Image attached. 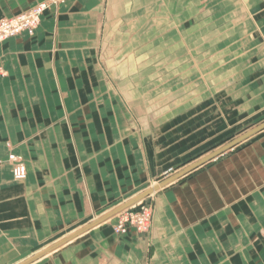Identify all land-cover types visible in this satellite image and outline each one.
Returning a JSON list of instances; mask_svg holds the SVG:
<instances>
[{
	"label": "crops",
	"instance_id": "crops-1",
	"mask_svg": "<svg viewBox=\"0 0 264 264\" xmlns=\"http://www.w3.org/2000/svg\"><path fill=\"white\" fill-rule=\"evenodd\" d=\"M47 1L0 0V19ZM148 2L65 0L33 36L0 43V264L80 231L29 264H264V130L147 197L146 233H116L119 213L85 229L192 165L174 171L150 149L103 62ZM263 2L230 6L254 14ZM10 153L25 164L22 182Z\"/></svg>",
	"mask_w": 264,
	"mask_h": 264
},
{
	"label": "rangeland",
	"instance_id": "rangeland-1",
	"mask_svg": "<svg viewBox=\"0 0 264 264\" xmlns=\"http://www.w3.org/2000/svg\"><path fill=\"white\" fill-rule=\"evenodd\" d=\"M224 2L149 0L103 60L137 132L148 130L174 171L264 124V6L253 14ZM147 197L125 210L153 205Z\"/></svg>",
	"mask_w": 264,
	"mask_h": 264
},
{
	"label": "built area",
	"instance_id": "built-area-1",
	"mask_svg": "<svg viewBox=\"0 0 264 264\" xmlns=\"http://www.w3.org/2000/svg\"><path fill=\"white\" fill-rule=\"evenodd\" d=\"M64 1L49 0L14 17L0 19V43L20 35L33 36L44 12L51 6H56ZM8 162L11 165L13 180L17 182L24 181L27 177V171L23 161L15 154L10 153L8 155ZM136 208L123 211L118 223L114 227L116 233L125 234L130 229H134L138 233H146L148 231L154 213L153 205L150 203H140Z\"/></svg>",
	"mask_w": 264,
	"mask_h": 264
},
{
	"label": "water",
	"instance_id": "water-1",
	"mask_svg": "<svg viewBox=\"0 0 264 264\" xmlns=\"http://www.w3.org/2000/svg\"><path fill=\"white\" fill-rule=\"evenodd\" d=\"M264 130V124L258 126L257 128L251 130L250 132H248L247 134L243 135L242 137L236 139L235 141L227 144L226 146H224L223 148L217 150L216 152L206 156L205 158L199 160L198 162L192 164L191 166H189L188 168H186L185 170H183L182 172L174 175L173 177L168 178L167 180L161 182L158 186H155L151 189H149L148 191H146L145 193L141 194L140 196L134 198L133 200L127 202L126 204H123L122 206H120L119 208H117L116 210H114L113 212H111L110 214H108L107 216H105L104 218H101L100 220L94 222L93 224H91L90 226H88L85 229H89L101 222H103L104 220L108 219L111 216H114L118 213H120L121 211L127 209L128 207L136 204L137 202L141 201L142 199L146 198L147 196H149L150 194L156 192L157 190H159L160 188L165 187L166 185L172 183L173 181L179 179L180 177L186 175L187 173L197 169L198 167L204 165L205 163L213 160L214 158L218 157L219 155L223 154L224 152L232 149L233 147H235L236 145L240 144L241 142L245 141L246 139L250 138L251 136L255 135L256 133L260 132ZM83 231V230H82ZM80 232H78L77 234H74L73 236L69 237L68 239L60 242L59 244L53 246L52 248H50L49 250H46L45 252H43L42 254H39L38 256L32 258L31 260H29L28 262L24 263V264H29L31 262H33L34 260L38 259L39 257L43 256L44 254L54 250L55 248H57L58 246H60L61 244H64L65 242L69 241L70 239L74 238L75 236H77L78 234H80Z\"/></svg>",
	"mask_w": 264,
	"mask_h": 264
}]
</instances>
